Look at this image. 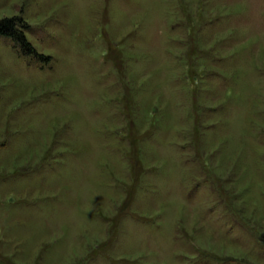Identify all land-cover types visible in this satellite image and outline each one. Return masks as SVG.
Returning <instances> with one entry per match:
<instances>
[{
    "label": "rangeland",
    "instance_id": "374dc122",
    "mask_svg": "<svg viewBox=\"0 0 264 264\" xmlns=\"http://www.w3.org/2000/svg\"><path fill=\"white\" fill-rule=\"evenodd\" d=\"M0 264H264V0H0Z\"/></svg>",
    "mask_w": 264,
    "mask_h": 264
},
{
    "label": "trees",
    "instance_id": "16d2710c",
    "mask_svg": "<svg viewBox=\"0 0 264 264\" xmlns=\"http://www.w3.org/2000/svg\"><path fill=\"white\" fill-rule=\"evenodd\" d=\"M25 25L17 17L0 18V36L10 38L18 43L22 49L31 51V47L23 36Z\"/></svg>",
    "mask_w": 264,
    "mask_h": 264
}]
</instances>
